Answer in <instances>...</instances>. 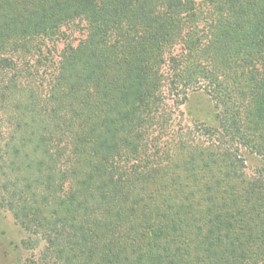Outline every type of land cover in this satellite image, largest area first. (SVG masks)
Instances as JSON below:
<instances>
[{
  "label": "trees",
  "instance_id": "trees-1",
  "mask_svg": "<svg viewBox=\"0 0 264 264\" xmlns=\"http://www.w3.org/2000/svg\"><path fill=\"white\" fill-rule=\"evenodd\" d=\"M0 74V206L37 264L264 263V0H0ZM199 91L214 125H178Z\"/></svg>",
  "mask_w": 264,
  "mask_h": 264
},
{
  "label": "rangeland",
  "instance_id": "rangeland-1",
  "mask_svg": "<svg viewBox=\"0 0 264 264\" xmlns=\"http://www.w3.org/2000/svg\"><path fill=\"white\" fill-rule=\"evenodd\" d=\"M85 36L83 24H76L63 28L57 38L42 40L41 49L28 57L32 76H41L53 71L63 49L68 45L77 46ZM2 82L3 74H0V87ZM0 115L4 114L1 112ZM172 115L182 127L214 125L215 109L209 97L199 91L191 93L185 103L173 107ZM241 154L246 160V171L249 175L264 169V160L260 157L245 149H241ZM34 240L16 223L12 214L0 206V264H37L46 252L47 245L43 241L37 243ZM26 244H29V247Z\"/></svg>",
  "mask_w": 264,
  "mask_h": 264
}]
</instances>
